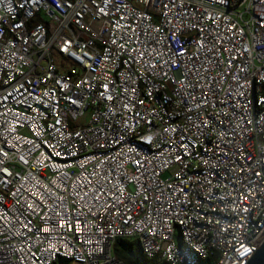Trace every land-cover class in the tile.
<instances>
[{
  "label": "built area",
  "instance_id": "built-area-1",
  "mask_svg": "<svg viewBox=\"0 0 264 264\" xmlns=\"http://www.w3.org/2000/svg\"><path fill=\"white\" fill-rule=\"evenodd\" d=\"M116 240L264 243V0H0V264H123Z\"/></svg>",
  "mask_w": 264,
  "mask_h": 264
},
{
  "label": "trees",
  "instance_id": "trees-1",
  "mask_svg": "<svg viewBox=\"0 0 264 264\" xmlns=\"http://www.w3.org/2000/svg\"><path fill=\"white\" fill-rule=\"evenodd\" d=\"M111 252L123 264H165L158 259H146L136 241L116 240ZM59 261L64 264V260L61 259H57L53 264H58Z\"/></svg>",
  "mask_w": 264,
  "mask_h": 264
},
{
  "label": "water",
  "instance_id": "water-1",
  "mask_svg": "<svg viewBox=\"0 0 264 264\" xmlns=\"http://www.w3.org/2000/svg\"><path fill=\"white\" fill-rule=\"evenodd\" d=\"M245 264H264V243L260 245Z\"/></svg>",
  "mask_w": 264,
  "mask_h": 264
},
{
  "label": "rangeland",
  "instance_id": "rangeland-1",
  "mask_svg": "<svg viewBox=\"0 0 264 264\" xmlns=\"http://www.w3.org/2000/svg\"><path fill=\"white\" fill-rule=\"evenodd\" d=\"M87 117H88V113H87ZM174 232H175V240H178L179 232L177 227H174ZM58 264H61V262L59 261ZM64 264H70V263L68 261H64ZM203 264H206V262H203Z\"/></svg>",
  "mask_w": 264,
  "mask_h": 264
}]
</instances>
